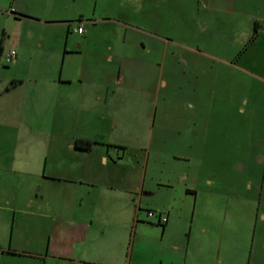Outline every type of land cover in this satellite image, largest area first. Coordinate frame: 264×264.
<instances>
[{"label":"crops","instance_id":"0c3cea01","mask_svg":"<svg viewBox=\"0 0 264 264\" xmlns=\"http://www.w3.org/2000/svg\"><path fill=\"white\" fill-rule=\"evenodd\" d=\"M262 18L264 0H0V264H264V214H228L221 162L149 181L100 116L144 76L191 74V149L220 157L221 92L264 88Z\"/></svg>","mask_w":264,"mask_h":264},{"label":"rangeland","instance_id":"374dc122","mask_svg":"<svg viewBox=\"0 0 264 264\" xmlns=\"http://www.w3.org/2000/svg\"><path fill=\"white\" fill-rule=\"evenodd\" d=\"M144 77L147 94L133 90V83L131 91L123 93L125 97L118 95L113 103L100 108V116H107L101 126H106L111 141L127 145L126 166L135 169L137 161L143 167L146 165L149 181L166 180L170 167L172 174L191 175L196 170L206 180L216 176L215 169L221 164L219 180L223 181L228 214H235V206L242 207V214H264V88H254L245 75L242 79L236 77L241 79L239 84H230L232 76H224L230 88L221 92L222 98L218 93L225 106L221 108L222 142L216 140L221 142L217 147L222 148L223 154L216 158L193 154L195 149H191V74L165 71L157 79L151 75ZM47 109L36 106L29 114L35 112L38 120L47 115ZM74 124L70 122L68 128ZM44 141L37 140L36 147L43 146ZM175 152L180 156L173 160L171 153Z\"/></svg>","mask_w":264,"mask_h":264},{"label":"built area","instance_id":"2783aa9c","mask_svg":"<svg viewBox=\"0 0 264 264\" xmlns=\"http://www.w3.org/2000/svg\"><path fill=\"white\" fill-rule=\"evenodd\" d=\"M258 27L261 28V29H264V18L260 19L258 21ZM72 30L74 32H77V33H82L83 32V28L82 26H76V27H73ZM16 55H17V52L16 50L14 49H11L5 56L4 58V62L5 64H9L11 63L12 61L15 60L16 58ZM148 216L152 217V216H158L160 221L162 223L166 222L167 221V217L165 215H163V213L161 212H158V211H155V210H148L147 212Z\"/></svg>","mask_w":264,"mask_h":264},{"label":"trees","instance_id":"16d2710c","mask_svg":"<svg viewBox=\"0 0 264 264\" xmlns=\"http://www.w3.org/2000/svg\"><path fill=\"white\" fill-rule=\"evenodd\" d=\"M96 143L95 141L86 140V139H76L74 141V145L77 149L81 150H88L90 149L93 144Z\"/></svg>","mask_w":264,"mask_h":264}]
</instances>
